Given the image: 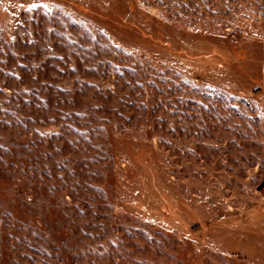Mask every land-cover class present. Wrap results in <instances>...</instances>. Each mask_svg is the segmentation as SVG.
<instances>
[{"label":"rangeland","instance_id":"rangeland-1","mask_svg":"<svg viewBox=\"0 0 264 264\" xmlns=\"http://www.w3.org/2000/svg\"><path fill=\"white\" fill-rule=\"evenodd\" d=\"M0 264H264V0H0Z\"/></svg>","mask_w":264,"mask_h":264}]
</instances>
